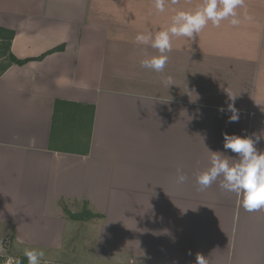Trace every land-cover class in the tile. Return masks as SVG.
Instances as JSON below:
<instances>
[{"label":"crops","instance_id":"0c3cea01","mask_svg":"<svg viewBox=\"0 0 264 264\" xmlns=\"http://www.w3.org/2000/svg\"><path fill=\"white\" fill-rule=\"evenodd\" d=\"M200 3L166 0L160 13L153 0H0L9 51L27 60L0 75L1 249L9 237L46 259L80 252L79 264L91 253L96 264H195L197 253L264 264V208L196 183L209 150L236 156L223 133H264V0H244L237 27L173 37L163 73L140 65L136 35ZM227 93L239 122L218 111ZM84 211L95 217L67 214Z\"/></svg>","mask_w":264,"mask_h":264},{"label":"clouds","instance_id":"9594fccd","mask_svg":"<svg viewBox=\"0 0 264 264\" xmlns=\"http://www.w3.org/2000/svg\"><path fill=\"white\" fill-rule=\"evenodd\" d=\"M166 0H153L157 12L165 11ZM244 0H201L193 10H178L171 17L169 26L155 32L147 30L138 33L135 41L146 46L143 49L142 68L155 73H163L168 63V53L172 51V38H187L193 41L208 25L219 27L223 21L237 27L242 23L238 9L244 8ZM243 19L251 17L245 12ZM147 47L157 50L158 54H149ZM170 80V78H169ZM228 94L227 107H220L218 111L230 113L227 122L235 123L240 120V110L235 107L236 97ZM255 137V138H253ZM262 139L261 135L248 136L223 133V148L235 153V157L225 155L224 152L210 151L209 166L196 173V183L200 190L207 189L213 183L219 182V187L236 196L238 203L249 212L264 208V151L256 147ZM188 176L181 167H177L173 182L180 186L186 183ZM23 256L28 264H42L44 251L36 248H24ZM11 264V262H9ZM16 264H21L19 260ZM195 264H208L204 255L196 254Z\"/></svg>","mask_w":264,"mask_h":264},{"label":"rangeland","instance_id":"374dc122","mask_svg":"<svg viewBox=\"0 0 264 264\" xmlns=\"http://www.w3.org/2000/svg\"><path fill=\"white\" fill-rule=\"evenodd\" d=\"M3 64H4V61L0 60V68L3 66ZM83 209H86V206H84ZM13 240H14V238H9V237L6 240L10 244L12 243L11 246L13 248H11V247L10 248L4 247V249L0 248V264L8 256H11V257L15 258L16 261L19 260L21 262V264H28L27 259L23 256V251L19 250V249H15ZM2 243H4V242H2ZM73 250L75 251L74 248H73ZM75 254H77V255H75ZM75 254L72 255V254H69V253H65V256H62V257H60L58 259H54L52 257L51 258L48 257V259L43 258L45 260H42V264H79L80 262H82V259H81L80 256H83V254H81L80 252L75 253ZM51 255H54V254H50V256ZM86 257H90V256H87V254L85 255V262L88 261V258L86 259ZM94 259H95V256H94V254L91 253V257L89 259V262H86V263L87 264H96V263H93V262H95ZM45 261H47V262H45Z\"/></svg>","mask_w":264,"mask_h":264},{"label":"trees","instance_id":"16d2710c","mask_svg":"<svg viewBox=\"0 0 264 264\" xmlns=\"http://www.w3.org/2000/svg\"><path fill=\"white\" fill-rule=\"evenodd\" d=\"M14 33L10 30L0 28V60L4 61L3 66L0 68V75L13 63L22 65L27 60L19 61L10 53V43L13 38ZM68 216L73 220H88L94 218L95 215L90 212H81L79 214H71L67 212Z\"/></svg>","mask_w":264,"mask_h":264},{"label":"built area","instance_id":"2783aa9c","mask_svg":"<svg viewBox=\"0 0 264 264\" xmlns=\"http://www.w3.org/2000/svg\"><path fill=\"white\" fill-rule=\"evenodd\" d=\"M9 262H11V264H16V259L8 256L1 264H9Z\"/></svg>","mask_w":264,"mask_h":264}]
</instances>
